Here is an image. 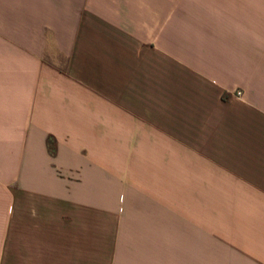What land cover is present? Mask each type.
Here are the masks:
<instances>
[{
  "label": "crops",
  "instance_id": "obj_1",
  "mask_svg": "<svg viewBox=\"0 0 264 264\" xmlns=\"http://www.w3.org/2000/svg\"><path fill=\"white\" fill-rule=\"evenodd\" d=\"M0 264H264V0H0Z\"/></svg>",
  "mask_w": 264,
  "mask_h": 264
},
{
  "label": "built area",
  "instance_id": "obj_2",
  "mask_svg": "<svg viewBox=\"0 0 264 264\" xmlns=\"http://www.w3.org/2000/svg\"><path fill=\"white\" fill-rule=\"evenodd\" d=\"M235 95L238 96V97H241V92H240L239 90H237V91L235 92Z\"/></svg>",
  "mask_w": 264,
  "mask_h": 264
}]
</instances>
